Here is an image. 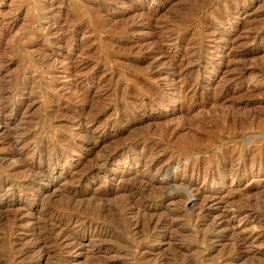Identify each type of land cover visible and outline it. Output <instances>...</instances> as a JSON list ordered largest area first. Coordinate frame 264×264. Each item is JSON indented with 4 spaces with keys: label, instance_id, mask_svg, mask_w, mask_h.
<instances>
[{
    "label": "rangeland",
    "instance_id": "374dc122",
    "mask_svg": "<svg viewBox=\"0 0 264 264\" xmlns=\"http://www.w3.org/2000/svg\"><path fill=\"white\" fill-rule=\"evenodd\" d=\"M0 264H264V0H0Z\"/></svg>",
    "mask_w": 264,
    "mask_h": 264
},
{
    "label": "bare ground",
    "instance_id": "6f19581e",
    "mask_svg": "<svg viewBox=\"0 0 264 264\" xmlns=\"http://www.w3.org/2000/svg\"><path fill=\"white\" fill-rule=\"evenodd\" d=\"M180 77V76H179ZM243 120V119H242ZM240 121H238V123H239ZM242 122V121H241ZM245 122V121H244ZM246 122H248V121H246ZM236 123V122H235ZM247 124V123H246ZM245 125V124H244ZM234 127V126H233ZM245 127V126H244ZM242 128V127H241ZM243 129V128H242ZM241 129V130H242ZM244 130V129H243ZM103 163V162H102ZM103 165V164H102ZM133 189H134V187H133ZM123 205V204H122Z\"/></svg>",
    "mask_w": 264,
    "mask_h": 264
}]
</instances>
